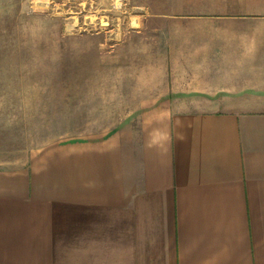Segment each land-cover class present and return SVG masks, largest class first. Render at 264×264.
Wrapping results in <instances>:
<instances>
[{"label":"crops","instance_id":"obj_1","mask_svg":"<svg viewBox=\"0 0 264 264\" xmlns=\"http://www.w3.org/2000/svg\"><path fill=\"white\" fill-rule=\"evenodd\" d=\"M198 2L75 138L0 162V264H264V0Z\"/></svg>","mask_w":264,"mask_h":264},{"label":"rangeland","instance_id":"obj_2","mask_svg":"<svg viewBox=\"0 0 264 264\" xmlns=\"http://www.w3.org/2000/svg\"><path fill=\"white\" fill-rule=\"evenodd\" d=\"M190 3L0 0V162L75 138Z\"/></svg>","mask_w":264,"mask_h":264}]
</instances>
